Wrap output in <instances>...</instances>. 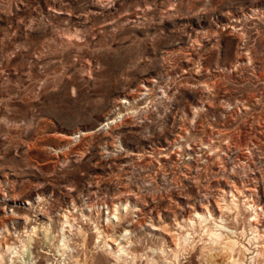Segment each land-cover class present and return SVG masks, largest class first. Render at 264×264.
I'll list each match as a JSON object with an SVG mask.
<instances>
[{"label": "rangeland", "instance_id": "obj_1", "mask_svg": "<svg viewBox=\"0 0 264 264\" xmlns=\"http://www.w3.org/2000/svg\"><path fill=\"white\" fill-rule=\"evenodd\" d=\"M220 135L227 156L202 154ZM253 173L264 197V0H0V243L20 244L36 224L58 234L69 210L91 255L89 216L106 225L112 201L137 202L134 190L161 214L130 227L145 257L163 232L152 224L194 213L186 201L202 211L227 180ZM240 198L229 223L247 242ZM199 229L188 230L196 240Z\"/></svg>", "mask_w": 264, "mask_h": 264}, {"label": "bare ground", "instance_id": "obj_2", "mask_svg": "<svg viewBox=\"0 0 264 264\" xmlns=\"http://www.w3.org/2000/svg\"><path fill=\"white\" fill-rule=\"evenodd\" d=\"M244 108L246 107L244 106ZM220 137H222L220 138V144H214L208 139L209 141L206 142L208 150L206 152L203 151L202 154H207L208 156L212 154H209L210 152H214L215 157L218 156L219 159H221L219 151L226 155L222 145L225 146L226 150L230 151L231 137L222 135ZM201 144L205 145V142ZM162 150L165 149L162 148ZM253 175L252 178L243 179L242 182L233 178L229 179V181L227 180L228 185L224 189L219 188L220 193L215 197V203L204 195L207 205L203 204L202 211L197 210L195 206L190 205L186 201V204H188L190 209L194 210V213L191 211L178 213L173 211L175 213V222L172 225L165 223L164 227L159 228L152 224V229L163 231L159 234V245L154 248L149 247L153 252L152 255L144 257L143 254H140L141 257L147 259V264H159V259H162L161 261L164 264H185L189 261V255L198 249L201 255L200 264H264V197L260 194L259 177L255 173ZM129 192L138 201L133 202V199L130 201L129 198L125 200V203L118 199L112 201L110 208L107 205L109 211L106 213V225L96 223L89 216L88 220L95 224L93 227L95 228V245L91 255L88 254L89 249L88 253L86 252L89 246H87L88 237L90 236L88 231L82 225L76 224V217L73 219V213L66 210L69 214L65 212L61 215L63 220L60 221L58 234L54 233L52 224H36L28 229L26 228V238L23 233L20 236L18 235L20 244L15 242L11 244L0 243V264H41L40 258L42 256L39 258L38 252L35 253V250L36 244L39 242L38 238L42 239V237L47 240L48 250L41 251L43 253L46 252L48 264H107L108 261L111 264H138L137 262L141 257L139 253L133 250V246H136V240L132 238L135 230L133 229L134 227H130L136 221L145 220L148 214L153 213L154 210H157L159 217H161V214L154 202L150 204L139 192L137 193L134 190H129ZM240 196L244 199L243 205L250 212L248 226L251 236L248 237L245 234L247 242L239 239L240 234L238 235L237 227L231 226L232 223H229V217L232 216L231 219L238 220L239 216H241ZM139 203L141 205H138ZM104 204L106 205L107 203ZM175 204L179 206L180 202L176 200ZM166 210L171 209L166 208ZM134 212L139 214L137 218H132L131 221L126 220V217L129 214H134ZM23 218L26 223L29 222L30 224L29 215H25ZM149 218L152 219L151 216ZM121 223L126 224L123 232L120 235L110 234L108 230L110 226L116 228ZM75 228V233L81 239V242L78 243L73 240ZM197 228L201 229H199L200 232L202 231L201 235L198 234L200 235L198 240L192 237L191 231H188L189 229L196 230ZM243 233H245V230L241 234L244 235ZM134 234L136 235V232ZM219 258H221V261H219Z\"/></svg>", "mask_w": 264, "mask_h": 264}]
</instances>
